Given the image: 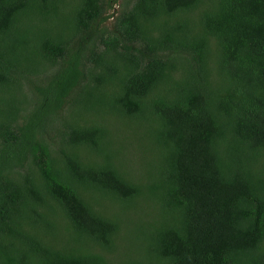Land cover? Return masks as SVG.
<instances>
[{
  "label": "trees",
  "instance_id": "1",
  "mask_svg": "<svg viewBox=\"0 0 264 264\" xmlns=\"http://www.w3.org/2000/svg\"><path fill=\"white\" fill-rule=\"evenodd\" d=\"M112 5L0 0V264H264V0Z\"/></svg>",
  "mask_w": 264,
  "mask_h": 264
},
{
  "label": "rangeland",
  "instance_id": "2",
  "mask_svg": "<svg viewBox=\"0 0 264 264\" xmlns=\"http://www.w3.org/2000/svg\"><path fill=\"white\" fill-rule=\"evenodd\" d=\"M112 8L108 11V16L112 17L108 19L105 23L106 27H111L114 18L126 7L127 3L132 2V0H112ZM136 152H134L135 154ZM137 154V153H136Z\"/></svg>",
  "mask_w": 264,
  "mask_h": 264
}]
</instances>
